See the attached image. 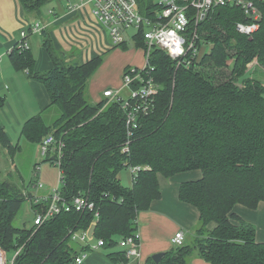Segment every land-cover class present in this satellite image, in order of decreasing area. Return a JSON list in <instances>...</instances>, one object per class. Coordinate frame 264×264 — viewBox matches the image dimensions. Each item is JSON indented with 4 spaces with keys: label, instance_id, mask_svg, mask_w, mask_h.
<instances>
[{
    "label": "trees",
    "instance_id": "obj_1",
    "mask_svg": "<svg viewBox=\"0 0 264 264\" xmlns=\"http://www.w3.org/2000/svg\"><path fill=\"white\" fill-rule=\"evenodd\" d=\"M51 1L19 0L34 20L43 17ZM261 9L260 28L251 36L236 31L235 23L245 20L240 9H216L200 28L204 40L214 43L211 53L202 55L205 65L200 69L177 66L161 49L150 53L148 75L158 84V93L154 109L130 137L127 152L121 101L104 98L94 103L88 94L103 55L84 63L67 60L46 29L43 43L52 69L34 72L30 49L18 44L10 52L13 65L44 83L60 111L51 125L40 115L31 117L21 135L35 144L53 134L63 144L59 192L67 202L77 195L95 202L100 219L94 236L104 240L103 248L115 247L117 238L138 231L139 213L160 197L159 173L170 177L199 169L202 177L183 182L179 192L182 201L200 212L191 242L165 252L159 262L150 257L146 264H188L194 253L213 264H264V242L257 241L255 225L233 212L236 204L256 208L264 201V85L246 77L254 59L264 68V4ZM136 44L144 45L141 37ZM229 57L235 63L227 72ZM4 104L0 96V109ZM0 146L13 156L20 148L1 123ZM53 160L48 156L45 161ZM137 165L142 169L133 176V185L124 186L121 171ZM26 197L18 184L0 174V246L15 254L13 264H77L78 256L92 250L71 234L90 227L93 211L73 208L28 228L16 223ZM47 206L32 202L34 211ZM107 256L116 264L130 262L121 249Z\"/></svg>",
    "mask_w": 264,
    "mask_h": 264
},
{
    "label": "crops",
    "instance_id": "obj_2",
    "mask_svg": "<svg viewBox=\"0 0 264 264\" xmlns=\"http://www.w3.org/2000/svg\"><path fill=\"white\" fill-rule=\"evenodd\" d=\"M53 2L55 3L52 7L54 13L43 15L37 20L43 22L55 48L63 51L67 60L78 59L84 63L100 55L105 57L108 53L116 50L112 49L115 47L111 45L110 37L94 25L93 17L89 12L69 11L66 9L63 0H53ZM34 21L32 17L26 15L19 0H0V96L5 99V104L0 109V123L4 126L13 144L21 143V130L24 123L31 117L40 115L46 123H51L60 115L59 109L52 104L45 84L31 77L28 69L16 68L9 56L21 40V32L28 29L27 22ZM27 41L35 60L34 72L52 69L54 63L44 47L42 34H29ZM99 69L100 67L92 78L96 76ZM113 85L118 87L119 83ZM107 89L111 88L107 87L105 90ZM104 98L103 92L94 101L99 102ZM94 101L92 100V102ZM9 129H15V131L20 129L21 136H19L17 143H14ZM27 144L24 143V145L29 146ZM38 145L40 156L45 161L47 157L43 155L40 143ZM0 148L4 149L3 147ZM4 150L7 154V149ZM22 150L23 145H20L18 151ZM8 156L11 157L9 154ZM14 158L15 154L9 162L6 160L5 152L0 149V174L4 179L11 180L17 172L18 177L21 176ZM201 177L202 171L199 169L179 172L170 177L161 173L158 174L160 197L154 199L149 208L141 211L138 216L141 256L130 259L128 264H146L147 260L154 254L172 250L175 247L172 239L180 230L185 233V242H187L188 236L193 235V231L199 223L200 212L192 204L182 201L179 192L183 182L198 180ZM129 181V184L121 182L124 186L131 187L134 182L131 172ZM50 191L39 192L37 190L36 194L45 195ZM233 212L245 221L254 224L257 241L264 242V201L259 202L256 208L236 204ZM209 226L213 228L216 223L212 222ZM98 250L94 249L87 252V257L82 264H116L107 254L104 256ZM188 264L213 263L194 253L188 259Z\"/></svg>",
    "mask_w": 264,
    "mask_h": 264
},
{
    "label": "built area",
    "instance_id": "obj_3",
    "mask_svg": "<svg viewBox=\"0 0 264 264\" xmlns=\"http://www.w3.org/2000/svg\"><path fill=\"white\" fill-rule=\"evenodd\" d=\"M63 1L69 11L89 12L93 17L94 25L110 37L113 47L127 44L130 39L138 42V37L143 40L142 47L146 52L147 59L145 67L142 69L129 67L123 76V85L120 88L104 91V97L109 101H121L125 112L128 140L123 146L124 152L129 151L130 137L139 127L141 118L154 109L158 84L153 77L148 75L150 53L154 49H161L177 62V66L195 67L201 62L204 47L211 48L212 42L204 40L200 28L207 19L212 17L216 9L221 7L240 9L245 20L235 23L236 31L251 36L260 28L263 15L261 5L264 4V0H148L147 4L142 3V0ZM48 13L53 14L54 9L50 8ZM45 27L41 20L27 22L28 29L21 32L18 46L22 50L29 49L28 35L42 34ZM131 28H136L134 34L129 33ZM40 145L43 155L45 157L52 156L54 165L60 169L63 144L59 143L53 134H48ZM128 169L134 176L138 175L142 167L139 165L129 166ZM59 173V183L50 193L45 195L32 193L31 196L26 194L27 199L31 202L48 204L40 211H34V224H42L58 213L74 208L78 211H93L94 219L90 227L93 224L97 226L100 213L96 210L95 202L86 195H77L67 202L59 192L61 170ZM36 186L42 187V183H38ZM90 227L86 230L74 231L71 234L72 239L88 244L92 250L103 248L105 242L103 239L95 238V231L92 236H89ZM172 242L175 246L183 245L185 233L182 230L176 232ZM118 245L128 259L141 256L138 231L134 235L120 237ZM86 257L87 253L81 254L76 258V263L82 264ZM13 260L14 258L8 259L7 253L0 246V264H13Z\"/></svg>",
    "mask_w": 264,
    "mask_h": 264
},
{
    "label": "rangeland",
    "instance_id": "obj_4",
    "mask_svg": "<svg viewBox=\"0 0 264 264\" xmlns=\"http://www.w3.org/2000/svg\"><path fill=\"white\" fill-rule=\"evenodd\" d=\"M54 5L55 3L52 0L50 3L44 6L43 15L46 16L48 14V10L52 8ZM135 31L136 28H131L129 30V33L134 34ZM210 47H211L210 49L204 47L205 49L203 52L204 56H208L211 53L214 47L213 42L211 43ZM112 49H116V50L112 51L111 53H108L104 57L98 73L94 78H92L93 79L92 81L91 80L89 81L88 94L93 101L96 100L95 98L101 95L107 87H110L111 89L120 88L123 85V76L129 67H139L140 69H142L146 65V61H147L146 52L143 49V47L138 46L133 39L128 40L127 44L125 45H119ZM234 63H235L234 58L231 57L227 58V65L225 67V70L227 72L230 71V69L234 67ZM204 65H205L204 59L201 58V62L197 66H195L194 69H200ZM248 69L249 70L246 74V77H249L250 79H256L264 85V68L258 64L256 59H254L251 63L248 64ZM114 83L115 84L119 83L118 87H115L113 85ZM238 84L241 85L240 80ZM54 121L51 123H46V122L45 123L47 125H51L54 123ZM9 131L14 140V143H17L19 136H21L20 129L18 131H15V129H9ZM52 132L53 131H51L50 133ZM24 143L26 144L28 143L27 145L29 146L24 145ZM20 145H23V150L17 151L15 153L14 159L16 161L17 168L21 174L20 177L23 179L18 177L17 175L18 172H17V174L11 180L16 184H18L19 187L26 192V194H28L27 190L29 192L36 193L37 190L41 192L44 190L47 191L56 188L60 178L59 167L55 166L54 162L44 161V158L40 156L41 155L40 147L38 143H35V145L30 144L29 142L25 141V139L22 137ZM0 149L5 152L6 160H9L10 162L13 153L9 154L8 152L6 154V151L4 149L2 148ZM8 154L11 155V157L8 156ZM119 176L124 184H129L130 182L129 169H123ZM31 182L35 184L30 185ZM38 183H42V187H37L36 184ZM34 219H35V214L32 207V202L26 197L23 206L21 208V211L16 219V223L19 226H25L30 228L34 225ZM191 237L192 236H188V240H187L188 242H191L192 240ZM119 239L120 238H117L116 240L119 241ZM119 249L120 246L117 244L115 247L100 248L98 252L105 256L108 252ZM14 255L15 254L12 252L8 253V259L12 260V258H14Z\"/></svg>",
    "mask_w": 264,
    "mask_h": 264
},
{
    "label": "water",
    "instance_id": "obj_5",
    "mask_svg": "<svg viewBox=\"0 0 264 264\" xmlns=\"http://www.w3.org/2000/svg\"><path fill=\"white\" fill-rule=\"evenodd\" d=\"M95 228H96V225L93 224L90 229H89V236H92L94 231H95ZM164 253L163 252H159V253H156L154 254L152 257L153 259L156 261V262H159L160 259L163 257Z\"/></svg>",
    "mask_w": 264,
    "mask_h": 264
}]
</instances>
